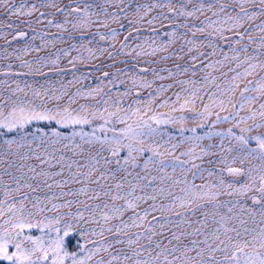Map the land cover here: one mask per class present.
<instances>
[{
    "label": "snow or ice",
    "instance_id": "1",
    "mask_svg": "<svg viewBox=\"0 0 264 264\" xmlns=\"http://www.w3.org/2000/svg\"><path fill=\"white\" fill-rule=\"evenodd\" d=\"M0 14V264H264V0ZM41 27L91 39L41 56ZM121 53L95 86L60 78Z\"/></svg>",
    "mask_w": 264,
    "mask_h": 264
},
{
    "label": "rangeland",
    "instance_id": "2",
    "mask_svg": "<svg viewBox=\"0 0 264 264\" xmlns=\"http://www.w3.org/2000/svg\"><path fill=\"white\" fill-rule=\"evenodd\" d=\"M17 2H19V0H17ZM33 2H37V0H29V3H33ZM65 3L68 2V0H64ZM98 3H103V0H97ZM138 2L140 3H144L147 2V0H138ZM7 17L4 14H0V20H6ZM256 23H259V21H256ZM165 30H169V29H162L161 30V36L163 31ZM38 31L41 33H47V35L45 36V39L48 41H52L53 39L56 40V47L53 48L51 43H49L48 47L46 50L41 51L39 53V55L41 56H45L48 55L50 53H55L57 52V50H61V49H69L71 51V56L75 57L80 55V53H78L77 51H75L74 49H70V45L76 44L79 45L81 43H86L89 39H91V36H84L81 37L78 34L72 38L69 39L68 36L65 34L63 36V40L60 39L59 34L57 33V30L55 28H38ZM31 35V33H30ZM141 37H147L149 35H152L151 33H149L147 30L143 31L141 34ZM10 39V37H9ZM21 44L23 43V41L20 42ZM36 44H40L41 40L38 36L37 41L35 42ZM131 43V41H130ZM101 46L104 47H108V44H105L103 42H100ZM5 46L4 41L2 39H0V47ZM13 46L16 47L18 46L16 44V42H13ZM93 48L96 47V43H94L93 45H91ZM36 55V53H32V56ZM32 56H27L26 58L31 60ZM83 56L85 58H87L88 53L86 51L83 52ZM127 60L128 64H132L134 63V61H132L129 57H126L123 53L120 54V56L118 57V62L113 65V61L111 59H109L108 57H101L99 59H96L92 62H86L84 64H77L76 69H72L70 65L67 64V58L62 57L61 58V67H64L67 69L66 73L64 76L60 77L61 79H65V81L67 80H71L73 78V76H81L84 75L87 77V79L84 80V84L86 85H91V86H95L97 83L100 82V78L102 77V71H109L112 73H115L117 68H124L125 70H130L128 68V66L123 63V61ZM165 65H161V67H164ZM168 67H171V62H169V64L167 65ZM2 78V77H0ZM24 79H28L29 81H32L33 79H36L38 81H40L41 83L44 82L45 78L44 77H24ZM117 89H114L113 91H116ZM122 90V88L120 89ZM253 146H255L253 144ZM253 164H258L259 161H252ZM197 183H200V180L197 179L196 181ZM0 199H2V197H0ZM38 234V233H37Z\"/></svg>",
    "mask_w": 264,
    "mask_h": 264
}]
</instances>
